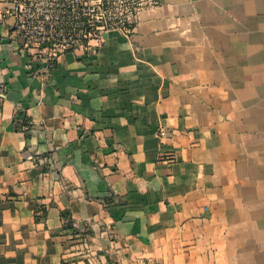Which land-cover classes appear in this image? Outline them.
<instances>
[{
    "label": "crops",
    "instance_id": "obj_1",
    "mask_svg": "<svg viewBox=\"0 0 264 264\" xmlns=\"http://www.w3.org/2000/svg\"><path fill=\"white\" fill-rule=\"evenodd\" d=\"M155 1L48 62L0 0V264H264V0Z\"/></svg>",
    "mask_w": 264,
    "mask_h": 264
},
{
    "label": "built area",
    "instance_id": "obj_2",
    "mask_svg": "<svg viewBox=\"0 0 264 264\" xmlns=\"http://www.w3.org/2000/svg\"><path fill=\"white\" fill-rule=\"evenodd\" d=\"M155 0H10L13 30L36 60L98 48L111 32L130 35L139 13ZM160 137L167 135L165 127Z\"/></svg>",
    "mask_w": 264,
    "mask_h": 264
},
{
    "label": "trees",
    "instance_id": "obj_3",
    "mask_svg": "<svg viewBox=\"0 0 264 264\" xmlns=\"http://www.w3.org/2000/svg\"><path fill=\"white\" fill-rule=\"evenodd\" d=\"M20 114L18 115V118H16V123L21 124V125H29L28 123V118L25 117L24 114H22L21 112H19ZM62 216L66 219V223H65V228L66 229H73L74 228V221L72 219V217H69V213L68 211H63L62 212ZM110 264H117L116 262H113L112 260H110Z\"/></svg>",
    "mask_w": 264,
    "mask_h": 264
}]
</instances>
